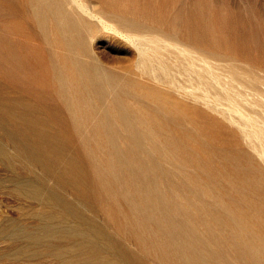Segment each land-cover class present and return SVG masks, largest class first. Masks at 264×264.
Instances as JSON below:
<instances>
[{
    "label": "rangeland",
    "instance_id": "374dc122",
    "mask_svg": "<svg viewBox=\"0 0 264 264\" xmlns=\"http://www.w3.org/2000/svg\"><path fill=\"white\" fill-rule=\"evenodd\" d=\"M16 1L22 6L24 0H0V98L12 86L29 101L52 107L46 116L57 118L56 127L75 143L84 173L80 183L89 188L86 207L100 210L98 221L110 215L116 223L126 222L139 214L129 215L124 202L106 200L103 194L109 191L92 180L101 163L86 157L85 141L60 108L52 82L54 62L69 70L75 87L83 81L78 64L92 70L85 80H104L94 66L108 71V87L104 83L97 100L100 108L110 104L114 112L119 107L113 98L120 95L121 107L138 116L133 126L142 145L135 153L148 167L140 174L149 176L160 194L147 206L151 222L140 218L142 225L181 218L163 212L157 219L161 207H225L224 216L236 212L246 217L254 208L264 210V0H82L88 12L110 22L104 25L73 3L56 9L29 0L24 15ZM41 17L49 18L43 29L36 22ZM48 31L60 41L52 43ZM72 38L75 42L68 41ZM65 44L80 57L61 53ZM122 84L125 90L118 88ZM121 126L113 124L123 135ZM94 130L107 137L101 128ZM103 139L90 140L89 149L97 150ZM101 175L107 179L106 168ZM203 183L206 193L196 189ZM2 197L0 218L6 219L17 203L4 189ZM24 206L33 207L34 201ZM124 238L142 263L160 264L155 258L160 250H141L142 242L131 233Z\"/></svg>",
    "mask_w": 264,
    "mask_h": 264
},
{
    "label": "bare ground",
    "instance_id": "6f19581e",
    "mask_svg": "<svg viewBox=\"0 0 264 264\" xmlns=\"http://www.w3.org/2000/svg\"><path fill=\"white\" fill-rule=\"evenodd\" d=\"M28 1H23L20 5L23 13H19L28 12ZM36 1L40 6L54 4L56 9L65 6V2L73 3L87 16L102 22L101 25L110 23H105L97 13L88 12V6L82 0ZM16 2L17 6L19 2ZM72 13L69 15L71 22L74 21ZM36 22L43 29L49 18L41 17ZM46 35L51 37L52 43L60 41L50 31ZM145 39L148 45L149 41ZM68 41L75 42V39ZM67 44L61 53L73 60L80 57V52L71 53ZM52 67L53 89L63 103L60 108L69 114L76 133L85 141L86 157L101 163L92 180L99 188L109 191L103 194L106 200L124 202L130 207L129 215L137 213L139 218L117 223L110 215L107 220L102 219L103 222L96 219L100 210L93 207L95 210L90 208L89 211L86 207L89 188L80 183L84 173L75 143L56 127L57 118L54 121L46 116L52 107L29 101L11 86L9 93L0 98V171L3 172L0 173V201H3L4 189L14 197L17 206L13 216L0 218V264H150L140 261L133 247L127 244L125 233H131L136 242H142L141 250H160L155 257L160 264H264L262 208H254V213L246 217L236 212L224 216L225 207H159L163 211H157V219L163 212L172 214V218L176 215L181 218L164 225H142L140 218L151 222V207L147 206L158 200L160 194L153 190L154 181L140 174V170L148 167L143 166L144 162L135 153L142 145L139 141L141 133L133 126L138 116L121 107L124 105L120 95L113 98L115 106L119 107L114 112L110 104L100 108L97 100L102 99L99 96L103 94L104 83L108 87V71L101 72L94 66L104 80H85L90 78L92 70L78 64L76 67L83 81L77 82L75 87L70 83L69 70L55 62ZM118 88L125 90L126 85ZM115 123L122 125L123 135L113 127ZM95 127L105 131L107 137L97 136ZM147 135L144 137L152 136ZM101 138L103 144L97 145V150H90V140ZM117 138L122 143L117 142ZM101 168H106L107 179L102 177ZM196 189L202 193L208 191L204 183L198 184ZM100 197L95 194L94 199L99 201ZM29 200L34 201L33 207L24 206Z\"/></svg>",
    "mask_w": 264,
    "mask_h": 264
}]
</instances>
